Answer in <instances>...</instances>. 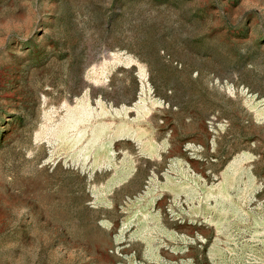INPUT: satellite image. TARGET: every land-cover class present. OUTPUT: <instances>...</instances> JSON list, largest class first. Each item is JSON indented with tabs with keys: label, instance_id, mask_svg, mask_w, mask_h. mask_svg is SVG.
<instances>
[{
	"label": "rangeland",
	"instance_id": "obj_1",
	"mask_svg": "<svg viewBox=\"0 0 264 264\" xmlns=\"http://www.w3.org/2000/svg\"><path fill=\"white\" fill-rule=\"evenodd\" d=\"M0 264H264V0H0Z\"/></svg>",
	"mask_w": 264,
	"mask_h": 264
}]
</instances>
